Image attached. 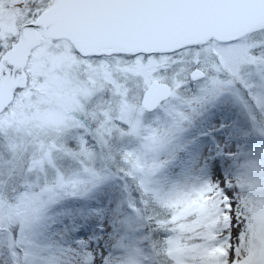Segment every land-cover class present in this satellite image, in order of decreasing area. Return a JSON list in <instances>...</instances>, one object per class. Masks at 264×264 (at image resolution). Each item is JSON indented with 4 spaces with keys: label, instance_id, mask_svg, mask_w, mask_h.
Here are the masks:
<instances>
[{
    "label": "snow or ice",
    "instance_id": "6c2138e0",
    "mask_svg": "<svg viewBox=\"0 0 264 264\" xmlns=\"http://www.w3.org/2000/svg\"><path fill=\"white\" fill-rule=\"evenodd\" d=\"M0 264H264V0H0Z\"/></svg>",
    "mask_w": 264,
    "mask_h": 264
}]
</instances>
